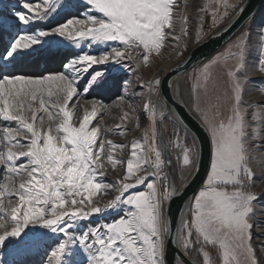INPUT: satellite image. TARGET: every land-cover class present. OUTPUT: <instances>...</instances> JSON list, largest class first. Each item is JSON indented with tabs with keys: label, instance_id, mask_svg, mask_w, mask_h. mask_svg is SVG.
<instances>
[{
	"label": "snow or ice",
	"instance_id": "snow-or-ice-1",
	"mask_svg": "<svg viewBox=\"0 0 264 264\" xmlns=\"http://www.w3.org/2000/svg\"><path fill=\"white\" fill-rule=\"evenodd\" d=\"M229 7L223 0L224 15ZM81 8L85 12L73 15ZM219 8L217 0L215 7L200 11L211 9L215 23ZM58 18L63 22L35 29ZM188 21L179 0H0V37H8L0 43V250L26 255L45 245L50 249L47 264H167L164 234L168 240L174 237L164 220V204L172 193L164 172L167 146L156 143L155 106L150 100L144 104L151 137L145 133L143 142L133 139L125 162V145L101 139L102 126H92L108 106L93 100L91 110L84 108L77 118L81 105L72 101L81 91L103 92L109 86L108 73L93 66L121 65L135 52L146 67L169 37L180 41L178 27L188 35ZM249 24L255 33L246 28L192 77L195 109L210 135L211 163L189 205L190 218L181 223L180 240L184 255L195 251L202 264H213L206 248L218 252L220 264H261L264 257L252 244L256 227L264 249V225L255 222L264 204L257 206L259 197L249 191L257 178L264 182V96L244 100L254 48L256 68L264 76V19L253 17ZM29 26L34 30L28 31ZM62 42L80 53L64 57L62 71L24 74V60L54 57ZM110 42L117 46L99 54L84 50L85 45ZM158 84V79L149 81L148 92L155 93ZM140 87H145L143 81ZM124 100L119 97L116 106ZM121 112L120 123L105 130L109 134L126 135L131 113ZM173 146L182 150V164L190 167L194 149L182 144L178 133ZM106 165L113 170L123 165V176L106 183ZM144 184L146 190L129 194ZM109 191L115 196L101 206L97 201ZM112 213L118 215L110 222L86 226L94 216ZM179 264L186 262L181 258Z\"/></svg>",
	"mask_w": 264,
	"mask_h": 264
},
{
	"label": "rangeland",
	"instance_id": "rangeland-1",
	"mask_svg": "<svg viewBox=\"0 0 264 264\" xmlns=\"http://www.w3.org/2000/svg\"><path fill=\"white\" fill-rule=\"evenodd\" d=\"M35 2V0H32ZM226 2L231 5V7L227 8V15H224L225 9L223 8V0H220V8L218 12V18L215 23L213 22V16L211 15V9L207 11L201 12V8H205L207 5L211 4L213 7L216 6L217 0H179V11L183 12L189 17L188 21V35H182L180 33L179 27L176 30V34L180 35V41L177 42L169 37L165 48L159 56L153 55L150 64L148 66H143L142 62L139 60L138 53H133L131 59H126L122 61L121 65H96L93 66V70L104 71L108 73V81L109 86L103 91L99 92L96 90L90 91L88 93H84L81 91V95L79 98L74 99L73 103H79L81 105L80 108L77 109L76 115L77 118L83 115V109L88 108L91 110V101L96 100L101 104L108 106V111L101 114L96 120H94L93 125L99 124L102 126L101 131V139H111L116 143H121L125 145L122 159L126 162L128 155L130 153V145L133 139H138L141 142L144 141L145 133H147L150 138L153 131L152 122L149 120V114L144 110V104L147 100H150L153 104L154 99L156 98V94L159 92L160 88V76L163 70L179 60L183 58L185 54L195 46L200 40L207 37L212 31L221 26L232 14L235 8L242 2V0H226ZM86 9L81 8L78 12H74L73 15H79L80 13L85 12ZM27 10H25L26 12ZM202 17V19H201ZM256 20L264 19V3L261 8L254 15ZM253 18V17H252ZM63 22L62 19H53L51 21L40 22L35 25V29H47L51 26H55L57 23ZM251 27V31L255 33V25L249 24V21L243 26V28L223 47L217 52L223 50L228 44L234 41L238 36H240L241 32H243L246 28ZM202 28V31H201ZM28 31H33V27L29 26ZM7 36L0 37V43L7 40ZM46 40L48 38H45ZM256 37L253 35L252 43L255 44ZM179 44V47H177ZM111 46H117L116 44L109 43V45H98L92 48H88L87 45L84 46V50L88 51L90 54H99L100 51H108ZM51 51L53 53H57V48L55 46L52 47ZM181 54H177V53ZM217 52L213 53L208 59L202 62L200 65L195 68L189 70L185 73L183 84L187 88L190 94V103L192 107L195 109V97L191 92V85L193 83V74L194 72L202 66V64L206 63L212 56H214ZM79 50L74 47H70L66 44V42H62L58 54L54 57L43 56V57H34L30 59L24 60L20 64L21 70L24 74L28 75H43L49 73H56L63 70V63L67 62L64 57L72 58L74 55H78ZM257 58V50L254 48L253 51L249 54V63L247 72L250 77V80L245 88L244 100H259L262 96H264V91L261 90V86H264V76H262L258 72V68H256L255 61ZM140 65L139 67L137 65ZM124 65H127L126 67ZM155 72L156 74L152 77L148 76V73ZM154 79L159 80V84L156 85V92L149 93L147 90V84L149 81ZM143 81L145 87H140V82ZM127 82V83H125ZM85 81H81V89L84 86ZM137 93H143V95H136ZM121 96H125V100L121 107H117L116 105L119 103L118 98ZM205 98L203 95L201 96V103H203ZM129 102H131L132 107L129 108ZM121 108L123 110L131 113V119L126 123V135L120 136L113 132L109 134L106 129H114L115 125L120 123L119 117L121 116ZM196 110V109H195ZM199 114V113H198ZM200 115V114H199ZM114 117V118H113ZM137 118H139V126L137 127ZM78 122V120H77ZM155 131L157 133V146L161 145L163 142L167 146V150L169 152L176 153V164L177 171L182 173V171H186L190 167L193 166L194 161L197 157V145L193 140V137L190 133L183 127H180L177 123L172 121V119L163 118L162 119V134L165 141H161L159 139V134L157 131V127L155 124ZM177 133L179 134V140L185 146L194 149L192 154V164L190 167H186L182 164V150L179 148H175L173 143L177 139ZM118 155H121L118 153ZM168 156L164 153V158L166 160V166L164 168V172L168 175V184L170 183V175L169 172L171 167L168 164ZM24 162V161H21ZM211 163V162H210ZM172 166V165H171ZM170 167V170H169ZM253 167H255V163L253 162ZM210 170V167H209ZM208 170V171H209ZM151 171V169H149ZM124 166L121 165L116 170H113L110 165H106V175L104 177V181L106 183H114L116 179L123 176ZM208 173V172H207ZM143 173H141L142 175ZM207 178L204 179V181ZM198 187L194 196L198 193L201 187L204 184ZM2 176H0V183H2ZM131 182V181H129ZM146 190V184L137 186V188L130 190L131 192L135 191H144ZM249 191L255 193L259 199L256 201V205L264 204V182H262L259 178L256 179L253 187L249 189ZM114 191H109L107 195L101 194L99 200L97 201L101 206L103 204L112 199L115 196ZM192 201V200H191ZM166 205L167 201L164 204V209L166 213ZM122 214V213H120ZM187 214V213H186ZM118 214L112 213L105 216H94L90 222L86 226H95L104 222H110L112 219L116 218ZM190 214L188 212L187 216L185 215V219H189ZM165 220V216H164ZM255 222L257 224L264 225V212H257L255 217ZM10 227V226H9ZM31 227V226H30ZM252 244L256 249L258 257H261V254L264 253V249L259 247L258 240L261 239L258 235V229L254 227L252 229ZM181 236V232H180ZM165 237V234H164ZM181 244V240H180ZM206 251L210 252V255L213 259V264H220L218 258V252L215 249L206 248ZM50 249L45 245H41L38 249H34L30 253L26 255H13L8 252L7 249L0 250V264H12L15 260L17 262L22 261L23 264H47ZM195 255L201 262L202 256L198 255L195 251L191 255ZM261 264H264V257H261Z\"/></svg>",
	"mask_w": 264,
	"mask_h": 264
},
{
	"label": "water",
	"instance_id": "water-1",
	"mask_svg": "<svg viewBox=\"0 0 264 264\" xmlns=\"http://www.w3.org/2000/svg\"><path fill=\"white\" fill-rule=\"evenodd\" d=\"M263 3L264 0H243L221 26L200 40L182 59L166 70L160 78V94L167 105L170 106H167L172 114L170 117L192 135L198 151L196 162L188 179L179 189L169 190L172 193V198L167 201L165 220L168 222L174 240H168V234L165 233L167 264H179L181 258L186 264H189V262L190 264H200L191 256L184 255L179 240L180 223L186 206L205 179L211 160V141L207 128L189 106L190 104L188 103V105L181 97L178 85L175 84L176 80L220 50L250 21ZM158 121L159 119H157V124Z\"/></svg>",
	"mask_w": 264,
	"mask_h": 264
},
{
	"label": "bare ground",
	"instance_id": "bare-ground-1",
	"mask_svg": "<svg viewBox=\"0 0 264 264\" xmlns=\"http://www.w3.org/2000/svg\"><path fill=\"white\" fill-rule=\"evenodd\" d=\"M243 1V0H242ZM263 5V4H262ZM261 8V7H260ZM259 8V9H260ZM258 9V10H259ZM256 14V13H255ZM254 14V15H255ZM254 17V16H253ZM213 32V31H212ZM211 32V33H212ZM191 49V48H190ZM189 52V51H188ZM187 52V53H188ZM186 53V54H187ZM185 54V55H186ZM180 59H182V58H180ZM179 59V60H180ZM179 60H177V61H179ZM176 61V62H177ZM176 62H174L173 64H175ZM173 64H171V65H169V66H167L164 70H163V72H162V74H161V76L163 75V73L166 71V70H168ZM193 68H195V67H193ZM192 68V69H193ZM191 70V69H190ZM188 72V71H187ZM156 73L155 72H149L148 73V76L149 77H152V76H154ZM185 75V74H184ZM184 75H181L180 77H178L177 78V80H176V83L175 84H177L178 85V90H179V93H180V95H181V97L185 100V102L189 105V106H191V108H192V110L200 117V115L198 114V112L192 107V105H191V101H190V94H189V92H188V90H187V88L184 86V84H183V79H184ZM161 76H160V78H161ZM157 96H156V98L154 99V102H153V105L155 106V111H156V120L157 119H159V121H158V124L156 123V127H157V131H158V136H159V139L161 140V141H165L164 140V137H163V134H162V119L163 118H168L169 119V117L170 116H172V114H171V112L169 111V109L170 108H168V107H170L169 105H167V103H166V101L163 99V97H162V95L160 94V89H159V92L156 94ZM73 103V102H72ZM168 106V107H167ZM161 113H164V115L163 116H161ZM114 118V117H113ZM171 118V117H170ZM172 119V121H174L175 123H177L180 127H182L177 121H175L173 118H171ZM200 119H201V117H200ZM161 120V121H160ZM202 120V119H201ZM158 126H160V128H158ZM191 135V134H190ZM192 136V135H191ZM194 140V139H193ZM195 141V140H194ZM170 150V149H169ZM169 150H167L166 152H165V155L166 156H168L167 157V159H168V162H170V163H168L169 164V166L171 167V170H170V167H169V170H170V172H169V175H170V177H169V179H170V184H171V186H169V190L170 189H175V190H177V189H179L184 183H185V181L188 179V177L190 176V174H191V172H192V170H193V167H194V164H195V162H196V159H195V161H194V164H193V166L192 167H190L189 169H187L186 171L184 170V171H182V173H179L178 171H177V162H176V153H174V152H169ZM210 162H211V160H210ZM172 165V166H171ZM210 167V166H209ZM208 170H209V168H208ZM208 172V171H207ZM0 176H2V175H0ZM205 177H206V175H205ZM190 203H191V201L189 202V204L186 206V209H185V211H184V214H183V216H182V219H181V223H182V221L183 220H185V215L187 216V214H188V209H189V205H190ZM187 213V214H186ZM181 223H180V232H181ZM165 238V237H164ZM179 240H180V237H179ZM194 260H196L197 262H199L200 264H202V262L193 254V255H190Z\"/></svg>",
	"mask_w": 264,
	"mask_h": 264
}]
</instances>
